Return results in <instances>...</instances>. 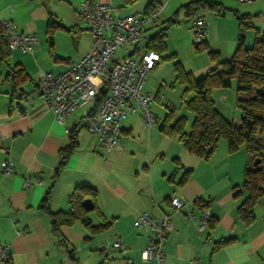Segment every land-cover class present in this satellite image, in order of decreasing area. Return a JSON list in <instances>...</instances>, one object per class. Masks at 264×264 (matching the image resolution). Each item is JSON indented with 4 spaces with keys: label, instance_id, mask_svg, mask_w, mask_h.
<instances>
[{
    "label": "crops",
    "instance_id": "1",
    "mask_svg": "<svg viewBox=\"0 0 264 264\" xmlns=\"http://www.w3.org/2000/svg\"><path fill=\"white\" fill-rule=\"evenodd\" d=\"M80 1L0 0V19H11L19 30L37 37L32 53L15 49L9 55V64L0 66V162L5 158L12 162L9 174L0 169V243L10 247L9 259L0 264H126V256L133 259L132 264L262 262L264 187L251 219L242 218L238 211L248 195L241 186L244 170L253 166L243 145L229 152L226 140H219L213 154L204 159L189 153L177 136L161 132L157 119L148 126L139 112H126L117 145L103 151L84 127V106L76 107L64 122L56 120L37 91L36 82L44 73L61 72L89 51L92 35L80 19ZM95 1L109 2L122 14L145 12L160 3L162 10L168 7L170 18L182 12L181 6L191 0H135L131 4L125 0ZM210 1L219 2L221 9L216 16L211 12L207 16L209 34L205 41L221 56L236 49L241 16L249 21L242 30L245 46L252 45L264 30V0ZM228 13L235 20L226 21ZM49 20L60 24L54 29L51 43L47 35ZM155 24L147 26L146 37ZM14 64L29 79L21 84V90H15L11 100L13 91L6 75ZM214 66L211 61L200 70L206 72ZM72 129L77 143L55 176L59 150L70 141ZM25 179L29 180L27 184ZM77 185L96 190L97 209L88 213L89 226L77 219L61 225L56 236L51 232L49 215L39 208L40 199L50 187V208L67 211ZM174 195L185 200L182 208L170 207ZM196 198H201L203 208L211 214L200 231L196 224L203 208L193 203ZM142 211L156 218L167 214L173 224L163 241L161 263L140 258L141 248L151 237L149 226H134ZM187 212L193 214L192 219L185 217ZM106 223L107 227H97ZM117 238L130 250L103 255L102 247Z\"/></svg>",
    "mask_w": 264,
    "mask_h": 264
},
{
    "label": "built area",
    "instance_id": "2",
    "mask_svg": "<svg viewBox=\"0 0 264 264\" xmlns=\"http://www.w3.org/2000/svg\"><path fill=\"white\" fill-rule=\"evenodd\" d=\"M162 8V4L156 3L147 12L122 14L120 8L109 2L80 1V19L92 35L89 51L61 72H47L37 79V91L59 122H64L76 107L84 106V127L96 137L97 146L103 151L112 150L117 145L121 120L126 112H139L148 126L156 122L150 110L154 95L144 90L143 85L161 57L157 51L147 49L145 41L147 26L157 22ZM0 32L10 54L15 49L32 53L37 43L35 34L19 30L11 19H0ZM208 34L205 10L199 8L194 15L193 39L200 43ZM117 49H120V54H116ZM0 169L2 173L9 174L11 160L3 159ZM28 181L25 179V184ZM169 202L172 209H180L186 203L177 195L171 196ZM185 217L192 219L193 214L187 212ZM210 219V212L203 208L196 224L197 230L205 227ZM145 225L149 226L151 237L141 248L140 258L161 263L164 259L163 241L173 229V224L167 214L156 218L150 212L142 211L136 216L134 226ZM113 250L126 253L130 247L117 238L105 244L101 252L108 255ZM9 256V245L0 243V261L8 260ZM124 260L126 264L133 263L129 256ZM259 264H264V260Z\"/></svg>",
    "mask_w": 264,
    "mask_h": 264
},
{
    "label": "trees",
    "instance_id": "3",
    "mask_svg": "<svg viewBox=\"0 0 264 264\" xmlns=\"http://www.w3.org/2000/svg\"><path fill=\"white\" fill-rule=\"evenodd\" d=\"M36 1L48 2L50 0ZM133 1L135 0H125V3L131 4ZM199 8L211 9L215 12L221 9L219 2L210 0H191L181 6L188 17L194 16ZM150 9H146L145 12ZM175 22L177 21L174 17L168 18V24ZM57 25L60 24H55L53 20L48 22L47 35L50 43ZM247 26H249V21L241 16L240 30L237 35L238 45L230 57L223 58L220 52L208 50L209 57L211 61L215 62V66L202 74L194 75L191 71L184 70L179 61H175L174 68L177 78L184 83L185 93H193L189 99L185 100L186 108L193 113V120L190 129L187 131V118L185 116L171 120L170 115H167L160 121L159 129L167 136H177L189 153L204 159H208L213 154L220 138L226 140L229 152H234L243 145L251 162L259 157L260 162L257 165L245 167L244 180L241 186L247 190L248 195L238 207L242 218L251 219L254 215L253 206L263 194L264 187V167L262 166L264 162V30L255 37L252 45L245 46L242 30ZM164 29L161 28L156 34L146 37L147 49L160 53L166 48ZM197 45L207 48L205 40ZM9 55L10 52L0 32V66L3 63L9 64ZM168 57H173V54ZM15 67L16 64L12 66L10 74L6 75V77L9 76L12 86L11 100L15 98V90H21V84L29 79L22 68L16 69ZM233 85L236 93L235 103L241 112L239 123L229 121L221 115L215 108L211 97L213 88L231 87ZM76 143V131L72 129L70 141L59 150L55 176L66 164ZM95 195L96 190L91 186L77 185L70 196L71 208L67 211H53L49 206L50 187H48L40 199L39 208L49 215L51 232L59 236L61 225L71 224L77 219H80L86 226L90 225L88 213L97 209L94 202ZM84 198L91 200L90 209L83 206ZM200 202L201 198H196L193 201L195 205L203 208L204 205ZM107 226L108 223L97 227L104 228Z\"/></svg>",
    "mask_w": 264,
    "mask_h": 264
},
{
    "label": "rangeland",
    "instance_id": "4",
    "mask_svg": "<svg viewBox=\"0 0 264 264\" xmlns=\"http://www.w3.org/2000/svg\"><path fill=\"white\" fill-rule=\"evenodd\" d=\"M167 8L159 14L155 26L149 28L147 31V37H150L156 34L161 28H165L164 42L166 48L159 53L161 58L158 64L148 73L144 89L154 95L150 110L155 115V118L157 117L156 119L158 121L163 120L167 115H170L171 120L185 116L187 118L186 130L188 131L193 120V113L186 108L185 100L189 99L193 93H185V85L177 78L174 63L176 60L179 61L184 70L191 71L193 74L204 73L205 70L200 69L208 64V62H211L208 50L212 49L209 46H206L207 48L200 47L194 41V16L186 17L183 11L177 14L175 13L171 17H174L177 22L168 24V17L171 14L167 13ZM204 10L206 19L210 12L216 16L215 11L211 9ZM235 18L234 15L228 13L225 20L231 21L232 19L235 20ZM249 43H252V40ZM237 45L238 42L236 43ZM221 47H223V51H227L224 50V46ZM232 51L234 50H231L229 54L221 57H229ZM120 53V49H117L116 54ZM171 54H173V57H168ZM211 97L214 101L215 108L227 120L233 121L234 123L240 121L241 112L235 103L236 93L234 85L231 87L213 88L211 90ZM220 140L225 141L224 138H220ZM253 161L251 164H253Z\"/></svg>",
    "mask_w": 264,
    "mask_h": 264
},
{
    "label": "water",
    "instance_id": "5",
    "mask_svg": "<svg viewBox=\"0 0 264 264\" xmlns=\"http://www.w3.org/2000/svg\"><path fill=\"white\" fill-rule=\"evenodd\" d=\"M259 162H260V158L256 157L253 161V165H257ZM82 204L86 209L91 208V200L89 198H84Z\"/></svg>",
    "mask_w": 264,
    "mask_h": 264
}]
</instances>
